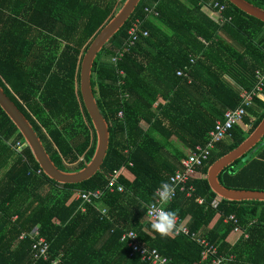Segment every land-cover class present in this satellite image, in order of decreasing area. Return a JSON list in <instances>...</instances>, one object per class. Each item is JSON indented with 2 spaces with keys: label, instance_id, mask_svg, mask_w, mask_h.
Returning <instances> with one entry per match:
<instances>
[{
  "label": "trees",
  "instance_id": "trees-1",
  "mask_svg": "<svg viewBox=\"0 0 264 264\" xmlns=\"http://www.w3.org/2000/svg\"><path fill=\"white\" fill-rule=\"evenodd\" d=\"M125 1L0 0V86L63 171L82 170L96 151V131L80 90L81 64ZM216 1L228 5L224 17L231 21L224 25L208 6ZM247 1L264 10V0ZM136 20L148 36L140 35L114 64ZM180 70L185 75L178 76ZM258 70L264 71V23L228 0H142L93 66L92 88L109 124L110 144L101 171L91 179L80 184L50 179L28 146L17 149L25 139L0 107V264H146L131 258L121 240L129 231L175 264H264V202L221 199L207 178L209 167L263 120L261 99L255 102L262 111L249 108L232 139L196 170L193 195L179 194L167 205L189 234H158L146 216L161 183L198 145H207L216 121L241 105L236 87L252 90ZM240 162L220 182L232 190L264 192V147L237 167ZM115 170L124 193L108 190ZM97 191L102 195L92 203L77 199ZM231 215L241 232L225 223ZM34 229L49 243L47 259L36 257L28 235Z\"/></svg>",
  "mask_w": 264,
  "mask_h": 264
},
{
  "label": "water",
  "instance_id": "water-1",
  "mask_svg": "<svg viewBox=\"0 0 264 264\" xmlns=\"http://www.w3.org/2000/svg\"><path fill=\"white\" fill-rule=\"evenodd\" d=\"M142 0H126L118 13L101 30L97 37L89 46L84 55L80 71V90L86 110L91 118L97 135L96 151L89 163L82 170L76 172H66L59 169L52 161L50 155L30 122L18 107L7 96L0 86V107L12 120L25 139V143L31 149L36 161L43 172L52 180L60 184H80L101 171L102 165L108 153L110 144L109 124L104 118L97 104L92 88V72L95 60L106 45L120 32L127 21L135 13ZM232 5L244 13L262 21L264 23V10L251 4L247 0H228ZM264 135V119L256 130L238 148L224 155L215 161L208 169L207 178L212 191L221 199L231 202L260 201L264 202V192L232 190L226 188L220 182V175L240 158L243 161L237 165L242 166L243 162L249 160L254 153L260 149L264 143L251 153H248L256 142ZM248 153V154H247ZM247 154V155H246ZM246 155V156H245Z\"/></svg>",
  "mask_w": 264,
  "mask_h": 264
},
{
  "label": "built area",
  "instance_id": "built-area-1",
  "mask_svg": "<svg viewBox=\"0 0 264 264\" xmlns=\"http://www.w3.org/2000/svg\"><path fill=\"white\" fill-rule=\"evenodd\" d=\"M208 6L212 8L216 14V21L220 25H224L227 22L231 21V18L224 17V12L227 10L228 5L226 3H220L218 1L208 3ZM147 12L151 13L153 16H158V13L152 9H146ZM129 40L124 47L123 50L119 51L116 56L112 58V62L117 64L124 54L133 47L138 39L142 35L143 37L148 36V32L141 28L140 20H136L131 28L129 29ZM191 63H194V59L191 58ZM122 75L123 72H120ZM178 76H183L184 71L180 70L177 73ZM257 84L252 90H240L239 95L241 98V105L233 110L226 111L223 119L217 120L215 123L214 129L209 134V141L205 147L198 145L194 151H192L188 157L181 160L180 170L176 171L172 176L169 177L168 183L173 187V192L171 194L170 199L165 203L159 200V193L156 191L155 202L146 206V216L150 220H154L155 213L152 212V209H164L167 210L166 207L170 203H172L179 194H186L187 197H191L195 191V188L190 185V181L196 170L200 167H203L207 161L210 160L211 152L214 151L217 146L228 140L232 137V130L235 126H237L247 115L248 109L252 108L255 104L256 99H264V71L258 70L256 72ZM120 84H124L123 81ZM119 119L124 118V113H119ZM27 147V144L18 143L17 149L22 152ZM132 165V163H130ZM42 170L37 171L38 174H41ZM120 170H115L110 175V181L108 184V190L111 192L117 191L118 193H124V187L119 183L120 179ZM102 195L101 192H93V193H79L77 194V199H81L83 204L92 203L94 199H98ZM200 203L203 200H199ZM85 211V208H82ZM105 213V211H103ZM182 220L176 216L174 227L172 229L173 232L179 234L181 232L185 234H189V229L180 225ZM233 222L235 225V232H241L242 229L239 226V221L235 215H231L227 217L225 223ZM32 238H34L33 250L37 252L36 257L43 256L44 259H47L48 251H49V243L40 236V233L37 229H34L31 233H29ZM27 236L26 233L21 235V239H24ZM123 242H127L128 247L131 249L130 257L135 258L139 257L142 262L146 264H175L173 261L167 257H164L160 254L157 249H150L143 245L138 238V235L134 231H129L123 234L122 239ZM198 242L208 246V243L202 239H198ZM213 247H210L205 253V257H207V253L211 252ZM215 252V251H214ZM213 252V253H214Z\"/></svg>",
  "mask_w": 264,
  "mask_h": 264
},
{
  "label": "clouds",
  "instance_id": "clouds-1",
  "mask_svg": "<svg viewBox=\"0 0 264 264\" xmlns=\"http://www.w3.org/2000/svg\"><path fill=\"white\" fill-rule=\"evenodd\" d=\"M156 191L159 193V200L166 203L171 197L173 187L166 182H162ZM154 198H156L155 194ZM151 211L155 213L151 224L152 229L161 235H167L171 232L174 227L176 212L171 209H152Z\"/></svg>",
  "mask_w": 264,
  "mask_h": 264
},
{
  "label": "crops",
  "instance_id": "crops-1",
  "mask_svg": "<svg viewBox=\"0 0 264 264\" xmlns=\"http://www.w3.org/2000/svg\"><path fill=\"white\" fill-rule=\"evenodd\" d=\"M233 85L236 87L235 84H233ZM236 89L239 90V91L241 90L239 87H236ZM261 100L264 102V99H263V98H262ZM252 108H254L255 110L257 109V110L259 111V113L262 111V108L258 107V106L256 105V102H255V104H254V106H253ZM254 118H255V117H254ZM255 119H256V118H255ZM263 119H264V118H263ZM261 122H262V121H261ZM261 122H260V123H261ZM141 125H142V127H143L145 130H147L148 127H149V125H148L146 122H142ZM249 128H251V126H250ZM255 130H256V129H255ZM255 130H254V131H255ZM254 131H253V132H254ZM253 132H252V133H253ZM252 133H251V134H252ZM251 134L248 136V138L251 136ZM231 139H232V138H231ZM231 139H228V140H226V141H229V140H231ZM246 139H247V138H246ZM261 143H264V135L262 136V138H260V139L256 142V144L252 147V149H251L248 153L253 152V151L255 150V148L259 147V145H260ZM262 147H264V145H263ZM262 147H261L260 149H258V151L261 150ZM215 150H216V149H215ZM258 151H257V152H258ZM257 152H256V153H257ZM248 153H247V154H248ZM256 153H254L253 156L256 155ZM227 154H228V153H227ZM247 154H246V155H247ZM246 155H245V156H246ZM253 156H252V157H253ZM252 157H251V158H252ZM243 158H244V157L240 158V159L237 160L235 163H237V162L240 161V160H241V162H242V161H243ZM251 158H250V159H251ZM250 159H249V160H250ZM249 160H247V161H249ZM247 161H246V162H247ZM241 162H240V163H241ZM235 163H233L230 167H232ZM244 163H245V162H243V164H244ZM243 164H242V165H243ZM180 167H181V161H180V163H179V169H178V170H180ZM178 170H177V171H178ZM223 172H224V171H223ZM223 172H222V173H223ZM2 176H3V173H0V180L2 179ZM220 176H221V175H220ZM0 218H1V215H0Z\"/></svg>",
  "mask_w": 264,
  "mask_h": 264
}]
</instances>
